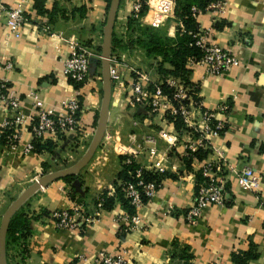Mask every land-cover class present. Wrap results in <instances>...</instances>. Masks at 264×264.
<instances>
[{
    "label": "crops",
    "instance_id": "0c3cea01",
    "mask_svg": "<svg viewBox=\"0 0 264 264\" xmlns=\"http://www.w3.org/2000/svg\"><path fill=\"white\" fill-rule=\"evenodd\" d=\"M109 2L3 0L4 5L19 3L24 18L20 37L14 38L0 13V79L20 98L18 111L24 123L16 149L0 139V222L4 211L29 184L74 163L95 134L103 86L101 45ZM136 3L142 5L145 0H119L109 63L121 77L111 80L101 141L77 174L41 186L17 208L14 213L19 211L29 222L23 238L8 246L5 242L6 264H94L100 253L123 254L124 264H232L233 252L247 250L256 256L246 264H264V0H226L221 12L202 10L195 17L197 30L208 42L228 49L239 61L224 74L212 73L191 58L186 62L191 70L188 78L196 84L203 105L209 110L221 103L229 106L227 112L215 114L225 122V131L209 136L200 159L185 155L186 145L196 134L190 128L177 130L163 111L150 116L146 106L129 104L132 79L143 75L145 84H157L164 77L158 66L172 67L160 56L146 55L133 41L137 33L129 22ZM178 25L173 15L152 27L175 38ZM71 41L90 53L87 76L78 87L62 73ZM7 60L13 62L12 69L2 67ZM33 94L45 108L56 112L61 102L77 96L79 125L55 139L39 141L50 142V150L25 153L23 147L32 140ZM8 113L0 100V126ZM162 130L176 132L177 141L166 142ZM147 136L154 137L156 157L164 158L165 172L155 195L137 210L139 226L124 231V223L117 219L124 208L112 190L122 182L118 172L128 156L139 166L150 165ZM68 155L72 157L69 161ZM219 156L225 162L219 174L226 179V202L206 205L194 223H187L183 215L203 183L200 166ZM245 163L260 175L257 190L244 188L237 181V172ZM103 190L113 197V204L103 208L97 218L77 230L56 226L55 210L80 202L92 213Z\"/></svg>",
    "mask_w": 264,
    "mask_h": 264
},
{
    "label": "built area",
    "instance_id": "2783aa9c",
    "mask_svg": "<svg viewBox=\"0 0 264 264\" xmlns=\"http://www.w3.org/2000/svg\"><path fill=\"white\" fill-rule=\"evenodd\" d=\"M226 0H211L207 3L204 10L221 12ZM147 6L144 14L140 17L143 23L158 27L166 22L169 17L174 15L175 0H145ZM141 4L136 3L133 7V15L137 16ZM191 15L196 17L201 10L195 5L190 8ZM2 12L7 32L14 38L20 37V28L23 25L24 18L19 3L16 5L3 4L0 0V13ZM193 36L194 44L202 52L198 63L204 64L209 71L215 74H224L231 66L238 65V59L228 50L215 43L208 42L207 36L197 30ZM69 55L64 61L62 73L70 80L83 82L87 76L90 62V53L84 46L77 45L74 41L68 43ZM5 69H12L14 64L7 60L2 64ZM109 75L111 80L117 81L121 75L117 68L109 66ZM144 76L137 75L132 79V94L129 100L130 105L146 106L150 116L163 111L167 115H180L185 126L190 128L193 136L191 143L186 145L185 155L192 156L198 148L206 149L208 147V138L211 135H217L225 131V122L215 118L217 112L225 113L229 109L227 103H221L217 109H207L198 96L197 91L193 92L196 84L185 83L178 76L166 75L161 81L155 84L151 90L148 89V83H144ZM160 84H165L171 89V96L163 93ZM33 105L35 110L30 116L32 121L30 131L32 140L23 147L25 153L33 151V140L55 139L60 134L75 128L79 125V114L81 110L80 101L77 96H73L60 104V111L56 112L54 108H45L41 101L33 94ZM0 100L3 102L9 112L7 118L1 124V128H11L12 134L9 136L10 149H16L20 140L21 127L24 123L23 115L18 111L20 98L12 94L6 82L0 79ZM167 118V117H166ZM169 123H172L167 119ZM173 124V123H172ZM161 137L169 144L177 141V133L162 130ZM145 149L152 158L148 168L138 166L135 170L136 183H122L123 195L129 199L130 204L135 209L132 214L123 210L118 215V221L124 223V231L135 229L139 226V216L137 210L144 204L142 196L151 199L157 190L158 185L154 181L144 182L141 174L144 169L156 172H164V158H157L155 139L153 136L145 138ZM133 155L136 151L132 152ZM221 156V155H220ZM218 157L214 161H205L200 166L204 182L199 186L193 203L189 206L183 215L187 223H194L199 216L201 209L209 204L224 205L226 202V179L219 172L225 165L224 160ZM72 159L68 155V161ZM133 160L131 156L125 159V163ZM69 166V165H68ZM237 181L240 186L257 190L260 185V175L249 164H243L237 172ZM139 186L140 188H138ZM114 194V190H112ZM102 210V202L96 203L92 213H87L83 204L75 202L69 209L55 210L53 218L59 228H68L77 230L82 224L89 223L97 218ZM123 254L100 253L94 260V264H124ZM210 264H217L212 262Z\"/></svg>",
    "mask_w": 264,
    "mask_h": 264
},
{
    "label": "trees",
    "instance_id": "16d2710c",
    "mask_svg": "<svg viewBox=\"0 0 264 264\" xmlns=\"http://www.w3.org/2000/svg\"><path fill=\"white\" fill-rule=\"evenodd\" d=\"M211 0H175V9L174 15L179 21V25L176 27V36L175 38H169L165 36L159 29L153 28L142 22L140 17L144 14L147 6L145 4L141 5V9L139 10L137 16L133 15V18L130 20L129 24L133 31L137 34L133 39L134 42L138 44V46L142 47L148 56H160L162 61H168L171 64L170 69H166L162 67V65L158 66V70L163 76L173 75L178 76L185 83L193 84L188 76L190 73V67L187 66L186 62L189 58L193 61H198L202 56V52L198 46L194 44L195 37L193 34L197 31V21L195 17L191 15L190 8L192 5H195L199 10H204L207 3ZM218 28L220 25L218 23L215 24ZM73 81V80H71ZM75 85L81 83L75 82ZM79 83V84H78ZM6 85L9 87V84L6 82ZM155 87V84L149 83L148 89L151 90ZM160 88L163 93L171 96V89L168 88L165 84H160ZM197 91V87L193 88V92ZM167 119L172 121L174 127L177 130L187 129L180 115H167ZM226 128V126H225ZM12 134L11 128H1L0 129V139L8 146L9 145V136ZM40 140H33V150H38L45 148L50 150L52 145L50 142H44L40 144ZM204 149L198 148L195 152L192 153L190 158H202L205 154ZM67 165V162L65 161ZM138 164L135 163L134 160H131L128 163H124L122 169L118 172V177L122 180L121 183L115 186L114 188V196L121 203V206L124 208L129 214L135 212L134 207L130 204L128 198L123 195L122 183L132 182L136 183L138 178L135 177V170L138 168ZM165 172V171H164ZM164 172H156L151 170L144 169L141 174V179L144 182L154 181L157 185H159L161 180V175ZM71 176H66L65 179L69 180ZM205 178L203 177L204 182ZM140 188L139 186H137ZM143 203L148 200L144 195L142 196ZM98 201L102 202L103 208H110L113 204V197L107 194V190H103L99 197L96 198L95 206ZM87 212V211H86ZM89 213V212H87ZM29 220L27 217L23 216L19 211L14 213L9 220L8 227L5 235V242L8 246L12 240L23 238L26 234ZM125 226H123L124 229ZM256 256L255 253L250 251L244 252H233L231 259L232 264H246L247 261Z\"/></svg>",
    "mask_w": 264,
    "mask_h": 264
},
{
    "label": "water",
    "instance_id": "95a60500",
    "mask_svg": "<svg viewBox=\"0 0 264 264\" xmlns=\"http://www.w3.org/2000/svg\"><path fill=\"white\" fill-rule=\"evenodd\" d=\"M119 0H110L106 22L103 30V40L101 45V63H102V100L101 108L99 113V118L97 121V127L95 134L89 143L85 152L77 159L74 163L70 164L67 167L50 171L38 177L31 184H29L15 200H13L10 206L4 211L1 217L0 222V264H6L5 260V235L8 227V223L14 212L17 208L38 190L41 186L48 184L49 182L68 176L77 174L91 159L97 146L99 145L101 138L104 133L107 114H108V105L111 96V78L109 75V56H110V47H111V38L114 27V22L116 18V12L118 8Z\"/></svg>",
    "mask_w": 264,
    "mask_h": 264
},
{
    "label": "rangeland",
    "instance_id": "374dc122",
    "mask_svg": "<svg viewBox=\"0 0 264 264\" xmlns=\"http://www.w3.org/2000/svg\"><path fill=\"white\" fill-rule=\"evenodd\" d=\"M146 5V4H145ZM136 74V73H135ZM73 163V162H72Z\"/></svg>",
    "mask_w": 264,
    "mask_h": 264
}]
</instances>
